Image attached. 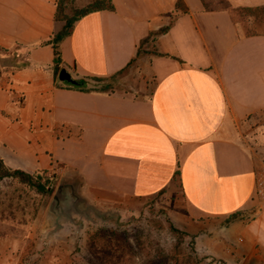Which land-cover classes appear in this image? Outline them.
Instances as JSON below:
<instances>
[{"label": "crops", "instance_id": "crops-1", "mask_svg": "<svg viewBox=\"0 0 264 264\" xmlns=\"http://www.w3.org/2000/svg\"><path fill=\"white\" fill-rule=\"evenodd\" d=\"M58 1L0 0V50L20 45L30 62L0 67L5 164L30 174L76 173L95 205L177 196L195 235L254 209L251 221L224 235L239 228L240 256L264 263L263 156L251 137L264 114V24L249 33L232 12L264 8V0H226L230 9L222 10L202 0H111L113 10L80 19L60 45L62 66L77 80L107 79L138 59L156 79L148 96L58 81L53 48L44 45L63 27ZM164 28L156 43L168 56L139 58ZM257 146L264 152V143Z\"/></svg>", "mask_w": 264, "mask_h": 264}, {"label": "rangeland", "instance_id": "rangeland-1", "mask_svg": "<svg viewBox=\"0 0 264 264\" xmlns=\"http://www.w3.org/2000/svg\"><path fill=\"white\" fill-rule=\"evenodd\" d=\"M97 1L100 0H68L64 15L73 18ZM202 1L210 10L230 9L226 0ZM232 12L247 25L249 33L255 30V24L260 27L264 24V8L232 9ZM156 42L151 37L139 58L157 56ZM63 68L57 74L58 81ZM87 82V88L93 91L148 96L156 79L137 59L120 75L100 81L88 78ZM257 119L252 124L251 137L264 158V152L257 146L264 143V114ZM256 137L262 138L261 142ZM55 176L47 183L51 191L47 194L18 179L0 180V264H228L223 259L225 254L236 256L233 264H247L250 260L240 256L235 239L239 228L227 237L224 233L225 228L236 222L251 221L254 209L223 223L214 222L211 228L195 235L184 227L187 218L180 210L182 207H177L180 200L177 196L164 194L144 201L120 198L95 205L83 195L80 180L79 193L95 210L79 214L71 201L65 208L68 216L58 219L49 211L58 185L62 179L79 176L71 172Z\"/></svg>", "mask_w": 264, "mask_h": 264}, {"label": "trees", "instance_id": "trees-1", "mask_svg": "<svg viewBox=\"0 0 264 264\" xmlns=\"http://www.w3.org/2000/svg\"><path fill=\"white\" fill-rule=\"evenodd\" d=\"M67 1L68 0H59L56 4L57 6V13H56V21L57 23L63 21V27L51 38L50 41L46 42L44 45H50L53 48L55 59V72L56 77L59 72V70L62 68V58H61V51H60V45L61 43L71 34L72 30L74 29L75 24L85 17L86 15L96 12V11H102V10H113L114 6L111 0H100L95 3H92L86 10L81 11L78 15H76L73 18L67 17L64 15L66 7H67ZM177 9L182 10L183 5L179 2L177 5ZM168 28H164L156 33H153L152 36L157 37L161 34H164L167 31ZM28 52V49L23 48L20 45H17L14 50H6L1 49L0 50V59L7 57L11 59L12 67L15 70H22L30 66V62L25 60L24 58H21L22 53ZM159 56H168L165 54H158ZM1 67V66H0ZM88 78L85 79H79L78 83L76 85L69 84L71 87L79 90H90L87 88ZM96 81L104 80L102 78H93ZM93 91V90H90ZM101 92H106V90H103ZM18 179L25 185H27L30 188H33L37 190L38 192L42 194L51 193V191L47 188V183L53 181L56 179L55 175L49 174L47 171L38 172L35 174H30L28 172H25L23 170H14L9 168L4 160L0 157V180L4 179Z\"/></svg>", "mask_w": 264, "mask_h": 264}, {"label": "water", "instance_id": "water-1", "mask_svg": "<svg viewBox=\"0 0 264 264\" xmlns=\"http://www.w3.org/2000/svg\"><path fill=\"white\" fill-rule=\"evenodd\" d=\"M0 66L3 68L12 67L10 58L4 57L0 59ZM59 80L63 83L76 85L79 81L73 76L68 69L63 68L59 73ZM80 179H62L53 196L49 211L51 215L58 219L68 216L65 208L72 201L74 210L79 214L88 213L90 210H95L93 206L88 205L87 200L79 193ZM256 258H251L247 264H256Z\"/></svg>", "mask_w": 264, "mask_h": 264}, {"label": "built area", "instance_id": "built-area-1", "mask_svg": "<svg viewBox=\"0 0 264 264\" xmlns=\"http://www.w3.org/2000/svg\"><path fill=\"white\" fill-rule=\"evenodd\" d=\"M261 160H262V163H263V166H262V168H261V179H260V186L259 187H261V193L263 194V196H264V158L262 159L261 158Z\"/></svg>", "mask_w": 264, "mask_h": 264}]
</instances>
